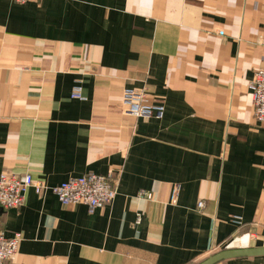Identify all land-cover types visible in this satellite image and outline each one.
<instances>
[{
  "label": "crops",
  "instance_id": "obj_1",
  "mask_svg": "<svg viewBox=\"0 0 264 264\" xmlns=\"http://www.w3.org/2000/svg\"><path fill=\"white\" fill-rule=\"evenodd\" d=\"M263 59L264 0H0V175L119 178L93 211L30 187L0 213L22 235L15 262L197 264L264 245V123L249 88ZM126 87L164 115L127 113Z\"/></svg>",
  "mask_w": 264,
  "mask_h": 264
},
{
  "label": "built area",
  "instance_id": "obj_2",
  "mask_svg": "<svg viewBox=\"0 0 264 264\" xmlns=\"http://www.w3.org/2000/svg\"><path fill=\"white\" fill-rule=\"evenodd\" d=\"M24 3L28 0H14ZM253 101L254 117L257 121L264 123V59L255 70L254 77L249 84ZM72 95L84 98L83 85L77 83L72 91ZM122 106L124 110L135 116L142 118H161L165 113V105L160 101H153L144 90L133 87L124 89ZM119 178L114 169L106 174L87 173L81 176L70 177L58 185L48 186L42 181L35 180L31 173L19 176L14 172H3L0 175V213L2 210L12 207H19L25 202V192L34 187L37 192L50 188L66 204L84 203L91 211L111 203L118 193ZM140 196L152 198L153 193L141 190ZM204 201H199L198 206L203 207ZM137 222L141 221V216ZM234 221L239 225L243 224L242 217L236 215ZM21 233L7 236L0 229V264H19L15 262L18 251Z\"/></svg>",
  "mask_w": 264,
  "mask_h": 264
},
{
  "label": "water",
  "instance_id": "obj_3",
  "mask_svg": "<svg viewBox=\"0 0 264 264\" xmlns=\"http://www.w3.org/2000/svg\"><path fill=\"white\" fill-rule=\"evenodd\" d=\"M2 212V211H1ZM264 255V245L244 248H228L211 254L197 264H217L223 260L236 257Z\"/></svg>",
  "mask_w": 264,
  "mask_h": 264
}]
</instances>
